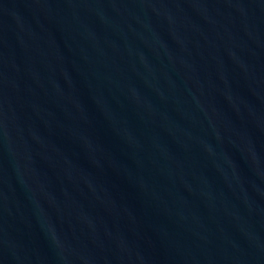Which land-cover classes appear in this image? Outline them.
Instances as JSON below:
<instances>
[{
	"label": "water",
	"instance_id": "water-1",
	"mask_svg": "<svg viewBox=\"0 0 264 264\" xmlns=\"http://www.w3.org/2000/svg\"><path fill=\"white\" fill-rule=\"evenodd\" d=\"M0 264H264V0H0Z\"/></svg>",
	"mask_w": 264,
	"mask_h": 264
}]
</instances>
